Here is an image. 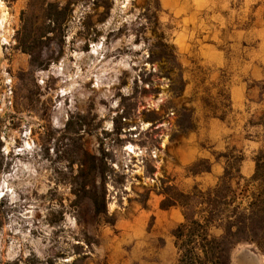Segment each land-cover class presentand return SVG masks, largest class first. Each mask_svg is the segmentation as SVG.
<instances>
[{
  "label": "rangeland",
  "instance_id": "obj_1",
  "mask_svg": "<svg viewBox=\"0 0 264 264\" xmlns=\"http://www.w3.org/2000/svg\"><path fill=\"white\" fill-rule=\"evenodd\" d=\"M44 2L67 6L61 24L50 23ZM177 4L0 0V264H104L103 234L114 225L132 264L142 257L177 263L178 225L165 229L152 216L142 250L124 234L127 223L155 198L166 200L165 192L178 198L170 185L189 191L179 181L209 167L205 159L179 166L177 148L202 116L229 115L233 81L231 70L216 72L197 58L193 28L173 10ZM180 74L185 88L176 98L171 80L180 83ZM182 105L195 127L185 133L177 125L187 114ZM84 150L107 163V216L96 217L85 198L89 178L75 163ZM218 184L230 193L227 182ZM260 189L247 185L237 194ZM233 206L215 208L212 236L223 235L218 218Z\"/></svg>",
  "mask_w": 264,
  "mask_h": 264
},
{
  "label": "crops",
  "instance_id": "obj_2",
  "mask_svg": "<svg viewBox=\"0 0 264 264\" xmlns=\"http://www.w3.org/2000/svg\"><path fill=\"white\" fill-rule=\"evenodd\" d=\"M173 2H178L173 10L181 15L182 23L193 28L194 52L201 63L216 72L231 70L233 73V81L227 86L229 115L202 116L197 129L177 148L179 166L184 168L205 159L209 162V169L185 176L178 180L179 185L189 191L194 186L203 191L214 188L226 169H230L232 157H239L238 171L235 173L233 169L238 177L232 180V187L241 191L247 185L259 186L258 181L247 184L246 180L255 175L259 160L264 167V0ZM235 18L238 21L236 26ZM228 46L236 50L235 55H229ZM218 79L212 78L215 82ZM150 203L149 209L139 212L127 223V232L124 233L128 239L138 238L142 250L147 236L152 237V232L148 231L152 216L170 230L184 221L181 207L162 209L161 198ZM116 228V225L107 228L103 234L106 241L103 244L106 246L104 264H132L130 252L120 249ZM231 260L233 264H264V255L254 244L247 243L233 249ZM137 264L148 263L142 257Z\"/></svg>",
  "mask_w": 264,
  "mask_h": 264
},
{
  "label": "trees",
  "instance_id": "obj_3",
  "mask_svg": "<svg viewBox=\"0 0 264 264\" xmlns=\"http://www.w3.org/2000/svg\"><path fill=\"white\" fill-rule=\"evenodd\" d=\"M45 11H48V19L52 24H61L65 20L67 6H61L59 3L44 2ZM178 71L182 72V66L174 61ZM172 85L178 84L176 98L182 95L185 88L183 75L180 74V83L171 80ZM177 91V90H176ZM178 110V106L175 108ZM183 117L178 120L179 131L185 133L194 130L191 112L186 106H181ZM86 158V159H85ZM236 166L226 169L225 175L220 179V183L227 182L229 195L221 194L220 184L216 187L201 190L194 186L189 192L181 191L176 185H170L169 190L175 191L178 198H173L172 194L165 192L166 200L161 203L162 209H169L173 206H179L183 210L184 221L179 224L172 232L176 239L175 245L178 250V260L176 264H232L231 252L234 247L241 243H251L259 248L264 247V167L260 160L257 162L255 175L246 180L247 184L259 182L260 190L257 192L238 196L237 189L232 187V180L235 179L238 171L237 165L241 158L235 157ZM79 166V176L88 177L89 181L82 186L85 198L93 207L96 217L107 216V187L108 176L105 172L106 161L96 154H90L84 150L77 156ZM193 166H196L193 165ZM209 169V167L207 168ZM206 169V170H207ZM235 169V173L232 170ZM202 172V171H201ZM199 173V172H194ZM166 182L173 183V180L167 178ZM243 191V190H241ZM240 191V192H241ZM221 194V195H220ZM248 200L245 202V200ZM218 205L230 207L234 205L229 214L221 212L218 218L223 228V235L214 237L210 229L215 220V208ZM194 212L191 216L190 213ZM219 215V214H218ZM114 225L115 222H110ZM90 247V244H88ZM88 254L79 256V260H86Z\"/></svg>",
  "mask_w": 264,
  "mask_h": 264
}]
</instances>
